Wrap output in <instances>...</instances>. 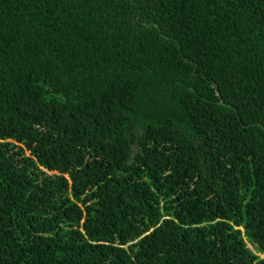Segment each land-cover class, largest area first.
Masks as SVG:
<instances>
[{
	"label": "trees",
	"instance_id": "trees-1",
	"mask_svg": "<svg viewBox=\"0 0 264 264\" xmlns=\"http://www.w3.org/2000/svg\"><path fill=\"white\" fill-rule=\"evenodd\" d=\"M0 264H264V0H0Z\"/></svg>",
	"mask_w": 264,
	"mask_h": 264
},
{
	"label": "rangeland",
	"instance_id": "rangeland-1",
	"mask_svg": "<svg viewBox=\"0 0 264 264\" xmlns=\"http://www.w3.org/2000/svg\"><path fill=\"white\" fill-rule=\"evenodd\" d=\"M254 250V248H252Z\"/></svg>",
	"mask_w": 264,
	"mask_h": 264
}]
</instances>
